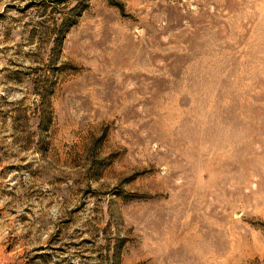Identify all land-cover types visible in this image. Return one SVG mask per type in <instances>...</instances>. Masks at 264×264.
Returning <instances> with one entry per match:
<instances>
[{
  "label": "rangeland",
  "instance_id": "1",
  "mask_svg": "<svg viewBox=\"0 0 264 264\" xmlns=\"http://www.w3.org/2000/svg\"><path fill=\"white\" fill-rule=\"evenodd\" d=\"M0 264H264V0H0Z\"/></svg>",
  "mask_w": 264,
  "mask_h": 264
}]
</instances>
